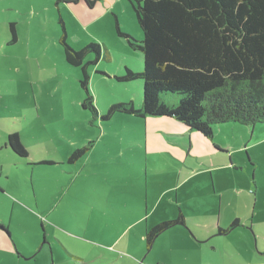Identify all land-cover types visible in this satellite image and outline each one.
<instances>
[{"label": "rangeland", "instance_id": "374dc122", "mask_svg": "<svg viewBox=\"0 0 264 264\" xmlns=\"http://www.w3.org/2000/svg\"><path fill=\"white\" fill-rule=\"evenodd\" d=\"M56 1L0 0V137L4 139L15 129L14 132L19 134L22 144L29 151L28 157L34 150L36 158L48 161L53 157L65 159L75 147L87 143L88 140H92L93 151L90 152L91 149L77 164L60 166L38 161L25 165V158H20V161H7L6 158L2 175L6 192L0 194V220L3 219L6 225L16 231L13 250L20 264H58L68 257L60 243L62 241L71 244L69 249L72 250L76 249L75 242L86 247L83 248L85 256L82 259L65 258L68 261L65 264H153L159 259V253L165 249L169 238L179 234L175 233L176 230L164 232L147 249L144 242L137 241V237L145 230L147 217L149 222L155 217V214L150 217L152 210L162 218L176 216L177 207L170 205L171 202L166 199L168 196L173 198L176 193L179 196L184 195L186 190L195 199L207 202L209 173L191 176L183 186L185 180H181L185 177V172L176 177V173L167 167L164 171L173 173L172 177L164 172L156 176L147 172L145 180L142 162L145 157L138 145L141 139L138 127L117 120L92 118L91 113L81 107L80 102L84 97L78 84L81 72L64 60L63 46L59 42V19L64 23L70 46L78 49L82 45L81 40H85L86 36L90 39L99 36L105 41L103 47L111 53L110 58L101 57L96 65L89 67L90 89L95 106L99 112H105L112 102L142 98V80L118 82L112 77V74H122L124 64L137 72V67L143 61L139 50L129 48L126 41L116 35L113 26L116 19L121 30L131 34L136 41L142 39V32L132 8L135 1L90 0L93 2L91 6H85L80 0L76 3L58 0L57 4ZM70 5L71 8L76 7L74 12L70 10ZM9 22H15L18 32V40L13 45H7L6 42L9 38ZM71 39L80 40L74 44ZM92 40L84 41L85 45L95 42ZM93 58V53L86 56V59ZM95 69L105 74L96 73ZM168 95L177 98L175 95ZM100 121L106 133L101 132ZM222 126L225 130L221 140L233 149V161L239 171L236 175L241 173V178L252 184L256 171L257 181L264 182V124H256L253 130L251 126L243 127L236 122H226ZM115 129L118 134L111 133ZM24 138L33 141V147L27 145ZM243 146L246 147L241 148ZM84 159L92 161L90 164L85 163L88 167L94 166L95 161L103 164L102 172L111 175L110 178L118 177L119 181L123 180L121 176L126 171H133L134 185L136 184L133 190L135 207H138L137 203H144V192L147 190L149 206L146 216L143 206L141 211L136 210L134 218L138 221L133 227L123 226L119 229L122 243L134 240V262L123 257L121 253L103 252L97 242L88 241L101 240L99 237L104 233L99 230L103 229L108 218L102 211L89 210L91 204L87 197L104 200L111 193V188L105 183L107 178L104 174L84 175L86 172L95 173L88 167L79 177H71L72 172L84 165ZM10 162L14 164L11 165ZM9 172L11 175H8ZM4 174L8 175L7 178ZM89 179L91 182L88 183ZM242 192L237 193L230 185L225 199L229 201V207L235 206L242 220L251 226L253 238L248 240L249 249H255L257 238L254 230L264 228V189L259 192L255 202L252 224L249 221L255 197L249 191H244L245 194ZM5 195L13 199V210L11 200ZM212 219L211 215L205 214L202 218L205 224ZM76 220H80L82 226L75 225ZM119 225L121 226V222ZM16 245L19 250L15 248ZM235 245L240 247L241 255L246 256L243 245L232 244L228 249L232 251L231 248ZM130 249L129 244L126 251L130 252ZM126 254L131 257L129 253ZM101 256L112 259V263L101 260Z\"/></svg>", "mask_w": 264, "mask_h": 264}, {"label": "trees", "instance_id": "16d2710c", "mask_svg": "<svg viewBox=\"0 0 264 264\" xmlns=\"http://www.w3.org/2000/svg\"><path fill=\"white\" fill-rule=\"evenodd\" d=\"M80 1L85 6L93 5L90 0ZM134 1L132 8L142 39L136 41L121 30L116 19L114 30L129 48L142 54V69L134 72L123 65V73L112 77L118 82L142 80L141 104L136 106L131 100L117 101L105 112H99L90 89L89 67L101 57L110 58V52L99 42L74 49L68 44L64 23L59 19L64 60L80 69L78 84L84 92L80 104L92 118L110 121L115 114L167 116L206 138H211L217 124L264 123V0ZM8 29L6 42L13 45L18 39L15 22H9ZM89 53L94 54L93 59H86ZM99 125L102 128V122ZM14 131L7 134L5 144L18 157H26L28 152ZM92 146V140H88L75 147L66 162H77ZM38 162L56 164L53 160ZM182 223L183 216L179 214L149 227L145 232L147 248L160 232ZM237 223L235 219L230 228ZM0 228L7 231L4 225Z\"/></svg>", "mask_w": 264, "mask_h": 264}, {"label": "crops", "instance_id": "0c3cea01", "mask_svg": "<svg viewBox=\"0 0 264 264\" xmlns=\"http://www.w3.org/2000/svg\"><path fill=\"white\" fill-rule=\"evenodd\" d=\"M80 3L83 2L81 1ZM71 7L72 5L69 6V8ZM75 8L76 7H73L70 10L74 12ZM70 10L68 12L69 14ZM114 25L115 22L113 26ZM92 39H94L95 42H99L105 46V41L103 38L97 36L93 37ZM92 39L86 36L85 40H81L82 45L78 49H81L83 46H85L84 41L90 42L93 41ZM78 40L71 39V42L76 44ZM71 46L73 47V45ZM73 48L76 49L75 47ZM124 65L127 66L126 64ZM141 69L142 62L140 66L137 67V71H140ZM131 101H134L135 105L141 104V98L138 100L133 98ZM111 120H117L124 123H129L131 125H136L140 130L141 139L138 145L141 147L145 157V159L142 161L145 180L147 179V172H151L152 175L156 176L160 172L166 173L164 170L167 167H170V169L176 173V177H179L182 172H185V177L181 180H185V182L182 183L183 186L188 183L189 177L209 173L208 182L210 183V188L208 189L207 202L203 201V199H195L194 196L190 195L189 191L186 190L184 195L179 196L176 193L173 198L168 196L166 199V201L171 202L170 205L177 207L178 214L176 216L174 215L162 218L161 216L156 215L155 210H152L150 217L153 214H155V217L151 222L148 221L147 217L145 230L143 229L140 237H137L139 238L137 241L144 242L145 245V232L149 227L161 221L175 219L179 214L183 216L182 224H175L163 230L153 239L152 245L155 244L160 234H165L164 232L176 230L175 233L179 234L178 236L169 238V242H167L165 245V249L160 251L159 259H157L155 262L156 264H264V228L254 230L257 238L256 246L255 249L253 247H250L249 249L248 240H251V237L253 238L251 234V226L242 220V216L239 210L235 209V206L229 207V201L225 199V194L228 193L230 185L234 187L237 193L243 191L242 193L245 194L244 191H249L255 197L253 210L251 212L249 221V224H252L255 202L258 198L259 192L264 189V182L259 183V181H257L256 171H254L252 184L250 182L248 183L247 181H244V179L241 178V173L236 175V172L239 171L238 167L236 166V162L233 161V149H230L229 146H227V144L221 140V136L225 130L223 128L224 126L222 125L225 123L214 125L211 138H206L199 132L192 131L184 124L167 116H150L146 118H139L134 115L115 114ZM256 124L258 123H255L250 127L251 130L254 129ZM239 125L243 127H249L242 124ZM103 126L104 125L102 123L101 132L106 133L107 131ZM111 133L118 134V130L115 129L111 131ZM37 137L39 139V136ZM5 139L6 137L4 139L0 137V194H5L6 192L5 184L3 183L2 178L6 158L7 161H9V159L20 161L22 158H25V165H32L34 163L32 161L44 159L36 158L34 150L29 156L31 159L28 157V154L26 157H18L6 146ZM24 141L28 143L27 145L30 144V146L32 145L33 147V141H29L26 138H24ZM37 142L40 141L38 140ZM244 147L246 146L241 148ZM243 150L246 151V149ZM92 151L93 148L90 152ZM238 151H240V147L238 148ZM27 152L29 153L28 150ZM50 159L54 162H58L53 165L60 166L68 164L66 162V157L63 160L54 157ZM84 160V165L72 172L71 177L77 178L80 176V174L86 172L85 168L88 166H86L85 163L90 164L92 161L88 162L86 159ZM243 160L245 161V158H243ZM77 162L74 164H77ZM10 163H12L11 165L14 164L13 162ZM93 164L95 167L90 165L88 169L90 171H94L95 173L87 174L86 172L84 175L98 176L99 174H104L107 178L105 183L110 185L111 193L107 194L104 200L95 198L93 196L87 197V200H89V203L91 204L89 210L96 209L98 211H102L107 214L108 218L105 220L103 229L99 230L100 232L104 233L99 237L101 240L98 241L88 239V241L89 243L97 242L99 248L103 252L121 253L123 257L130 258L131 262H134L135 259L132 258L135 257L134 240L122 243L121 239L119 238V229L123 226L133 227L138 221V219L135 220L136 218H134L137 213L136 210L141 211L143 206H145L146 209L144 211L146 216L149 206L147 190L144 192V203H137L139 205L138 207H135L136 203L133 199V190L136 184L134 185L135 176L133 171H126L125 175L121 176L123 180L119 181L118 177L110 178L112 177L111 175L102 172V170H104L103 164H99L97 161L93 162ZM241 165H243V163ZM61 168L65 169L64 166ZM68 171V173H71L70 170ZM166 174H168L169 177H172L173 173ZM4 175L5 178H7L8 175H11V172H9L8 175ZM215 177H217V179ZM254 177H256V179ZM109 178L110 180H108ZM87 181L88 183L91 182L90 179ZM16 189L19 188L16 186ZM5 196L11 200L13 210L15 205L13 199L7 195ZM154 205H156V202ZM154 205L152 208L155 207ZM197 205L204 207L200 208ZM227 213H229V216ZM204 214L211 215L213 218L212 221L207 224L203 223L202 218ZM114 216L115 218L113 219ZM120 218L121 221H119ZM141 218L142 217H140V219ZM235 219L238 220V223L230 228L232 222ZM119 222H121V226L119 225ZM74 224L77 226H82L80 220H76ZM0 225H4L7 229V231H4L0 228V264H20L19 258L18 256L15 257L13 250V243L16 242V231L10 227V225H6L3 219L0 220ZM247 225L248 228L246 227ZM227 228H230L228 232H221V230ZM107 229L109 230V233ZM60 243L68 254V257L65 258L82 259L81 257L85 256L83 248L86 247H81L79 243L75 242L74 248L76 249L74 250L69 249L71 244H67L65 241ZM129 244L131 245V249L130 252H127L126 248ZM232 244L245 246L246 256L241 255V249L238 245H235L234 248L232 247V251H230L228 248H230ZM15 248L19 250L17 245ZM126 253H129L131 257H129V255ZM96 257L98 258V256ZM65 258L59 261L58 264H65L68 262L64 260ZM100 259L108 261V263H112V259L108 258L107 256H101Z\"/></svg>", "mask_w": 264, "mask_h": 264}]
</instances>
